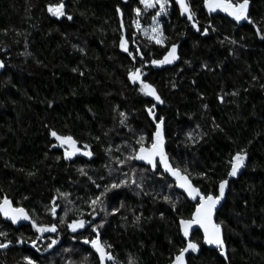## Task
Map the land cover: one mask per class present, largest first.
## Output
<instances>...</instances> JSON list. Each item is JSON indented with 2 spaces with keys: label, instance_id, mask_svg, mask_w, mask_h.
<instances>
[{
  "label": "trees",
  "instance_id": "trees-1",
  "mask_svg": "<svg viewBox=\"0 0 264 264\" xmlns=\"http://www.w3.org/2000/svg\"><path fill=\"white\" fill-rule=\"evenodd\" d=\"M169 1L171 8L162 25L167 40L159 46L133 27V9L143 7L139 0H63L66 15L59 19L46 6L61 0H0V61L5 65L0 70V196L7 194L14 206H23L39 223L58 227L57 233L37 234L30 223L14 228L0 218V231L7 233L0 241H12L0 249V264H26L25 256L36 264H99L90 244L83 242L97 233L88 225L75 233L67 228L77 218L97 225L103 221L99 239L112 245L111 264H128L129 256L136 264H170L186 243L178 221L190 218L196 201L182 195L163 168L153 174L143 161L126 160L139 147L137 137L144 135L145 144L150 143L155 124L146 108L153 104L156 117L165 118V151L171 162L186 167L192 183L204 193H215L218 182L227 179L232 154L241 149L248 154L246 167L229 182L226 199L215 212V222L224 224L228 260L216 249L204 247L200 232L195 231L190 239L198 241L200 249L186 256L187 264H264V40L246 21L236 23L223 12L208 13L203 0H189L201 30L209 24L216 29L201 36L181 16L175 0ZM117 6L122 16L116 13ZM155 12H144L140 24L150 25ZM249 14L264 31V0H250ZM121 20L135 59L119 47ZM173 43L179 57L173 66L161 70L147 66L152 59H161ZM230 49L235 54L230 55ZM134 68H142V79L157 89L163 104L142 95L139 85L128 81L127 71ZM234 90L239 91L236 97L230 95ZM218 95H224L223 103ZM119 111L127 114L126 126L119 124ZM197 126L203 135L193 144L186 133H195ZM50 129L71 135L82 151L89 144L93 156L81 152L64 160L63 148L50 147L57 143ZM109 146L112 150L106 154ZM116 158L126 163L117 165ZM28 172L35 175L29 177ZM200 172L209 179L200 178ZM141 175L142 190L131 185L112 189L104 197V210L97 208L95 219L89 215L92 209L86 201L99 195L104 185L139 180ZM57 189L70 193L68 200L73 203L57 199L54 217L48 209ZM163 195L176 201L175 211ZM113 208L119 211L113 214ZM135 216L141 219L134 224ZM38 235L33 248L31 241ZM51 239L57 242L49 249Z\"/></svg>",
  "mask_w": 264,
  "mask_h": 264
},
{
  "label": "snow or ice",
  "instance_id": "snow-or-ice-1",
  "mask_svg": "<svg viewBox=\"0 0 264 264\" xmlns=\"http://www.w3.org/2000/svg\"><path fill=\"white\" fill-rule=\"evenodd\" d=\"M139 4L143 7H136L133 9L135 13V18L133 19V27H135L137 30H140L141 34L145 35L149 42H154L156 45L163 46L167 40V37L162 31L160 24L157 21V17L161 16L162 14L166 15L168 13L169 0H139ZM175 4L179 6L181 16H186L187 20L191 23L192 28L195 29L201 36H207L210 31H216V29L211 24L201 30V28L198 26L199 22L195 19L196 12L190 6L189 0H175ZM157 6L158 10L155 12V15L152 16L153 27L151 28V32L149 33L147 31L142 30L139 17L144 12H147L149 9L157 8ZM203 7L209 13H213L219 10L220 12L225 13L236 23L246 21L247 23L251 24L252 27L256 30L257 37H259L261 40H264V31L261 30L259 24L254 21L249 14L250 0H203ZM46 10L51 16L57 19L66 15L63 0H61V2L58 4H48L46 6ZM116 13L119 16L123 15L119 6H117L116 8ZM72 18L73 17L71 15L67 16L68 20H72ZM124 29L125 25L123 23V20H121V35L119 39V47L122 51L126 52L128 56L135 59L133 53L129 51L128 41L126 40L123 34ZM225 39L228 40L229 38L225 37ZM229 42L231 44L237 43V41L235 40H229ZM221 43H223V41ZM73 47L76 48V45H73ZM78 50L82 55L85 54V50L83 48H79ZM23 54L30 55V53L27 52ZM137 54L141 55V58L143 59V56L139 52V49H137ZM229 54L233 55L235 53L232 49H230ZM178 59L179 57L177 54V44L173 43L170 45V47L167 48V51L161 59H152L151 61H149V63L153 66H160L165 64H172ZM184 63L189 65L191 64V62L188 60H185ZM3 67H5V65L3 61H0V68ZM201 68L209 71L211 70L207 64H201ZM72 71L77 72L78 69L73 68ZM80 75H84V73L80 72ZM144 75L145 74L142 68H134L127 71L128 81L132 84L139 85V87L137 88V91L139 93L144 96L153 98L157 102V104H163L164 100L158 94L157 89L151 83L147 82L146 78L142 79ZM256 79V76L252 77V80ZM172 87L175 88L176 85L173 83ZM261 88L264 89V85H261ZM245 91H247V89H245ZM230 95L236 97L239 95V91L234 90L230 93ZM217 100L223 103L224 95H218ZM48 103L49 106H51L52 102L49 101ZM155 107L156 105L153 104L151 107L146 108L148 116L153 119V122L155 124V130L151 134L150 143L147 145L145 144L144 135H140L139 137H137L136 144L139 147L133 148V151L126 157V160L144 161L146 164L151 166V168L153 169V174H159L158 168H163L164 173L172 176L175 179V187L182 189L183 192L186 193L188 198H190L192 201H196L194 210H192L190 218L186 219L181 217L178 221L180 233L182 234L186 243L184 247L179 248L178 252L173 255L172 259L170 260V264H187L186 254L196 253L200 249L199 242L190 239V229H192L194 225H197L199 229L202 230L203 243L206 245H214L215 248L219 251L220 256L224 257L225 261H227L228 257L226 255V245L225 240L223 238L224 224L222 221L219 223L215 222L213 219V215L214 212L217 210V206L220 205L221 202L226 199V188L228 187L229 180H220L218 182V187L215 193L211 191L208 193H204L200 187H197L192 183V180L190 179L191 174L188 172V169L186 167L181 169L178 166H174V164L171 162V158L165 151V136L163 132V124L165 118L162 116L158 118L156 117ZM202 107L204 109H207L208 105L203 104ZM114 111H116V109H114ZM118 115L120 117L119 124L126 126L127 114L123 111H119ZM213 125L215 128H219V125H216L215 121H213ZM198 129L199 126H197V130L195 131V133L193 131H189L188 133H186V138L190 143L195 144L199 142L200 138H202L203 134L199 133ZM49 135L54 138V140L57 142L55 144H51L50 147H61L64 149V160H70L74 155L81 152L83 156H93V152L90 150L91 146L89 144L85 143L83 145L82 151L79 147H77V141L71 135H61L53 129L49 130ZM95 139L99 140V137H96ZM249 143H251V141H249ZM119 149L120 146L117 145L116 150L119 151ZM111 150V146L105 149L106 154H109ZM247 155L248 154L244 149H241L231 155V158L227 161V163L230 165L229 170L227 172V177H238V174L240 173L241 169L246 167ZM56 159L59 160L60 157H57ZM126 160L116 158L115 162L117 165H121L126 163ZM20 171L23 170L21 169ZM78 171L81 175H87L86 171L83 168L78 169ZM132 171L133 173H135L136 170L133 169ZM143 171L144 170H141L142 173ZM27 175L29 177H32L35 175V172H28ZM124 175L127 176V174ZM160 175L161 178H164L163 174ZM198 175L202 179H209L208 175L205 172H200ZM88 179L92 180V177L89 176ZM101 179H103V177H101ZM144 179L145 177L141 175L139 180L131 178L120 179L118 183L112 182L110 184L104 185L103 190L99 192V195L90 197L89 200L86 201V203H88L89 208L92 209L89 215H91L95 219V217L97 216L96 209L99 208L101 211L104 210V197L112 189H119L121 188V186L131 185L134 186L136 189L142 190ZM92 182L95 183V181ZM96 187L97 189H100L101 185L97 184ZM168 188H173V185L168 184ZM139 194L140 193L138 192L137 195ZM69 195L70 193L68 192L60 191L59 189L56 190V195L52 197V206L48 209V211L51 212L54 217L56 216V208L58 207V205L54 202L59 198H63L69 204H71L73 202L71 200H68ZM145 195H147V193H145ZM24 199H27V197H25ZM162 199L166 203H170L174 211L176 210V201H173L171 196L163 195ZM121 207H123V204H121ZM70 210L71 209H69V211ZM117 211H119V209H112L113 214H115ZM83 215L84 213L83 211H81L80 216L82 217ZM0 217L10 220L13 225L17 224V222L19 221H29L31 227L37 234H43L47 232L57 233L58 231V227L56 224L53 223L50 225H46L43 223H39L38 220L33 218V216L30 215V213L23 206H13V201L9 198L7 194L0 196ZM161 218H163V214H161ZM140 219V216H135L133 219V223H138ZM59 222L61 225L65 223L63 216L59 218ZM86 225L91 227L92 232L97 233V236L92 239H88L87 237H85L83 242L85 244L91 245L92 249L98 256L99 264H106L107 261L114 262L115 258L109 251V249L112 248V245L107 241L102 242L99 239V228L103 226V221H101V223L97 225L94 223V221L90 222L83 218H77L67 223V228L71 232L75 233L78 229L85 228ZM6 236L7 233L0 231V237ZM38 240H40L39 235L37 236L36 240L31 241V245L33 248L37 247ZM56 242V239H51V242L48 243L47 248H52L53 245L56 244ZM11 243L12 241L8 239L0 241V249L8 248ZM16 243H21V240L17 239ZM169 243L171 244L172 241L170 240ZM37 250L39 251V249ZM65 251H67V249H65ZM23 259L26 261V264H36V261H34L28 256H25ZM128 264H136L135 259L129 256Z\"/></svg>",
  "mask_w": 264,
  "mask_h": 264
},
{
  "label": "water",
  "instance_id": "water-1",
  "mask_svg": "<svg viewBox=\"0 0 264 264\" xmlns=\"http://www.w3.org/2000/svg\"><path fill=\"white\" fill-rule=\"evenodd\" d=\"M206 11H207V10H206ZM207 12H208V11H207ZM208 13H209V12H208ZM213 13H220V11L217 10L216 12H213ZM224 14H225V13H224ZM225 15H226V14H225ZM226 16H227V15H226ZM190 26H191V23H190ZM191 27H192V26H191ZM193 30L196 31L195 29H193ZM176 62H177V61H174L172 64H165V65H160V66H153V65H151V64L149 63V64H147V66H150L151 68H153V70H161V69H164V68H167V67H171V66H173ZM0 70H1V68H0ZM149 119H150V121L153 122V119H152L151 117H149ZM241 172H242V169H241L240 173L238 174V177L240 176ZM238 177H236V178H229V177H227V179H228L229 182H230L231 180H236ZM172 178H173V177H172ZM173 180H174L173 182H174V185H175V179L173 178ZM176 189H177L182 195H184L186 198H188L187 195H186V193H184L182 189H180V188H178V187H176ZM13 206H14V205H13ZM215 212H216V211H215ZM215 212H214V215H213V219H214V221H215ZM0 218L2 219L3 222L12 225L14 228H19L20 226H26V225H28V224L30 223L29 221H19V222H17V224L13 225V224L11 223L10 220H7V219H5V218H3V217H0ZM79 230H80V229H78L77 232H78ZM195 231H199V232H200V234H201V236H202V244H203L204 247H207V248H214V249H216L214 245H206V244L203 243V232H202L201 229H199V227H198L197 225H194V226L192 227V229H190V235H191L193 232H195ZM223 238H224V235H223ZM90 248H91L92 252L95 254V256H96L97 259H98V256H97V254L95 253V251L92 249L91 245H90ZM216 250H217V249H216ZM217 252H218V255L220 256L218 250H217ZM188 254H189V253H188ZM188 254H186V256H187ZM226 255H227V253H226ZM220 257H221V256H220ZM221 258L224 259V257H221ZM224 260H225V259H224ZM98 262H99V260H98ZM106 264H111V261H107Z\"/></svg>",
  "mask_w": 264,
  "mask_h": 264
},
{
  "label": "rangeland",
  "instance_id": "rangeland-1",
  "mask_svg": "<svg viewBox=\"0 0 264 264\" xmlns=\"http://www.w3.org/2000/svg\"><path fill=\"white\" fill-rule=\"evenodd\" d=\"M170 8H171V5H170V1H169V5H168V13L170 11ZM155 10L157 11L158 10V6L157 8H155ZM168 13L165 15V14H162L161 16L157 17V21L159 22L160 24V27L162 29V25H163V22L164 20L166 19V17L168 16ZM153 27V21L151 20V23L150 25L148 26H142L141 25V29L144 30V31H147V32H151V28ZM136 33H138L139 35H141L143 38L147 39V37L145 35H142L141 34V31L140 30H137L135 27H134ZM148 40V39H147ZM154 43V42H153Z\"/></svg>",
  "mask_w": 264,
  "mask_h": 264
},
{
  "label": "flooded vegetation",
  "instance_id": "flooded-vegetation-1",
  "mask_svg": "<svg viewBox=\"0 0 264 264\" xmlns=\"http://www.w3.org/2000/svg\"><path fill=\"white\" fill-rule=\"evenodd\" d=\"M144 162V161H143ZM145 163V162H144ZM157 163H158V161H157ZM146 164V163H145ZM90 246V245H89Z\"/></svg>",
  "mask_w": 264,
  "mask_h": 264
}]
</instances>
